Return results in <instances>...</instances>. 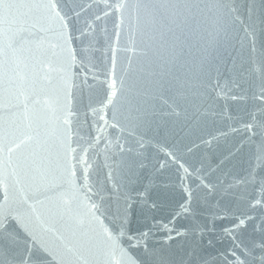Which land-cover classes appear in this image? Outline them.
<instances>
[{"label": "water", "instance_id": "obj_1", "mask_svg": "<svg viewBox=\"0 0 264 264\" xmlns=\"http://www.w3.org/2000/svg\"><path fill=\"white\" fill-rule=\"evenodd\" d=\"M7 2L0 208L21 238L45 264H226L232 221L214 215L264 220L250 206L264 167L249 181L264 157V0ZM170 221L184 235L155 227ZM253 224L236 237L251 254L236 252L261 264Z\"/></svg>", "mask_w": 264, "mask_h": 264}, {"label": "snow or ice", "instance_id": "obj_2", "mask_svg": "<svg viewBox=\"0 0 264 264\" xmlns=\"http://www.w3.org/2000/svg\"><path fill=\"white\" fill-rule=\"evenodd\" d=\"M68 3L71 4L73 0H48V3L55 5L57 8H59L60 3ZM15 5L12 3H8L7 0H0V9L5 8H11ZM78 15V13L73 12L72 16ZM72 16H64L65 21H68L72 18ZM75 37L72 36L71 31H69L68 36V42L71 43L72 40H74ZM73 47H75L73 45ZM264 95V94H262ZM71 111V110H70ZM256 119V114L253 113L251 116V120L248 124L245 125L246 130H252L256 127V124L253 122ZM71 121L69 120V123ZM74 151V150H73ZM172 155H175L174 153ZM181 168H183V172L185 174V177L189 175V169L188 167H185L184 165H180ZM264 167V157H258L257 163L253 166L251 173L249 174V181L253 184L257 183L256 180V170L258 168ZM82 176L81 178L85 181L89 180L90 178V172H84L81 170ZM74 175L76 173H73ZM185 177H181V185L183 187V181ZM247 182V181H246ZM85 187L91 189L90 184H86ZM188 191L189 196L191 195L190 189H185ZM259 191H260V198L257 199L254 203H250L251 207H257L262 202H264V177H262L259 180ZM190 203L191 201L188 199V197H185V203L181 204L179 206L182 211L179 212V215L186 214L188 211H190ZM93 208L96 207L95 204L92 205ZM131 208V203L127 205V209ZM127 211V210H126ZM220 219V220H230L232 221L230 224L226 225L221 233L220 238H232L233 239V247L228 249L223 255L226 259V264H246V261L237 254L236 249L240 248L241 252L244 256H248L251 254L250 250L247 248L246 245H244L242 242L237 243L236 237L239 236L247 227L249 224H253V221L255 220L254 217L250 216L247 213H242L240 215H227V214H216L213 217V220ZM13 222L16 225L17 229H20V223L19 220L15 215H9L5 214L3 212V208H0V264H45V261L43 257H46L48 254L45 252V250L40 247L38 244L35 243L34 240H32L30 237H27V234H25V237L21 238V232L23 231L20 229V231H14L9 230L8 225L9 222ZM172 221L169 223H159L158 225H155L158 230H163L168 233L175 232L177 236L184 235L182 232H178L175 230L174 227H172ZM253 230L257 233H259L262 236V239L257 240L253 244V248L258 249H264V220H261L258 224H253ZM125 232L123 231V225L121 228V231L119 233V236H124ZM150 235V233H141L139 237H131L129 236V240L136 239L137 243L135 246H139L140 244H144L145 240L144 237ZM173 236L169 235L168 239H172ZM5 243H7V249L5 248ZM23 244V248H20L19 251H14L11 253V256H8L7 253L11 251L12 249L19 248V246ZM149 249L146 248V254L148 253ZM229 255L232 257V259H227ZM261 264H264V252H262L258 257H256ZM47 264H51V261H48ZM205 264H207V261H205Z\"/></svg>", "mask_w": 264, "mask_h": 264}]
</instances>
